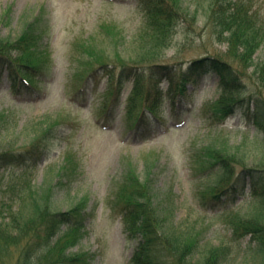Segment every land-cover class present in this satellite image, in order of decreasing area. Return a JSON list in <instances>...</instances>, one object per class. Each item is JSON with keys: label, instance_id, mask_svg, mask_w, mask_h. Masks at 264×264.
I'll list each match as a JSON object with an SVG mask.
<instances>
[{"label": "rangeland", "instance_id": "1", "mask_svg": "<svg viewBox=\"0 0 264 264\" xmlns=\"http://www.w3.org/2000/svg\"><path fill=\"white\" fill-rule=\"evenodd\" d=\"M213 1L161 0L172 17L174 10L183 14L173 31L163 36L157 31L161 17L155 11L145 14L136 6L138 0H0V36L15 41L32 23L37 32L35 50L41 51L38 61L45 64L36 89L17 95L8 88V73H0V148L24 149L47 122L57 124L54 144L45 156L31 165L0 170V221L18 208L31 188L52 187L60 209L84 205L82 228L62 242L66 253L83 254L87 264H130L140 238L128 234L113 206L119 188L135 173L143 180L149 178L166 230L193 231L202 245L200 251L228 247L230 254L223 264H252L242 250L249 237L233 240L232 226L241 220L240 214L256 208L261 196L245 187L227 210L221 209L229 203L224 197L202 203L207 188L217 190L223 184H217L213 174L193 169L189 156L201 147L214 146L261 167L264 129L247 119L243 107L224 120L212 116L211 104L223 95L215 74L196 86L186 84L182 92L163 79L158 86L163 95L160 122H151L145 129L129 128L138 107L128 121L122 120V108L108 121L101 106L117 96L125 105L130 99L129 83L120 93H110L102 72L85 80L86 71L78 61L89 60L90 52H94L91 59L98 58L103 51L104 59L121 68L124 62L133 64L148 54L150 48L158 54L156 60L174 68L210 55L233 62L226 34L209 17ZM238 1L251 9L250 19L264 31V0ZM255 58L264 59V41ZM252 69L243 71L241 97L255 90L264 97ZM84 85L89 89L87 97L82 94ZM24 180H30V189ZM16 252H11L7 264H14Z\"/></svg>", "mask_w": 264, "mask_h": 264}, {"label": "trees", "instance_id": "2", "mask_svg": "<svg viewBox=\"0 0 264 264\" xmlns=\"http://www.w3.org/2000/svg\"><path fill=\"white\" fill-rule=\"evenodd\" d=\"M235 1L214 0L209 15L214 25L221 29L220 33L226 34L224 40L233 62L210 55L194 59L185 67L174 68L171 64L156 60L158 54L151 52L150 48L148 54L140 55L132 61L133 64L124 62L121 68H116L112 59H104L103 51L95 59H91L94 52H90L92 57L87 61L78 59L79 67L86 71L83 78L88 80L102 72L110 93L129 83L130 99L125 105L116 97L108 105L105 103L101 106L105 112L114 104L108 121L114 120L120 108L123 110L122 120L128 121L132 110L138 107L139 111L131 119L133 122L129 128L145 129L149 122H159L161 119L158 111L163 104V95L158 86L163 79L182 92L187 83L194 85L207 75L215 74V84L221 88L223 95L211 104L212 116L224 120L233 115L237 108L243 107L247 119L264 129V97L256 90L247 97H241L245 88L244 69L253 68L256 82L264 89V59L257 61L255 58L264 41V31L258 21L250 19L249 12L252 11L244 1ZM136 6L145 14L150 15L155 11L161 17L157 31L163 36L173 31L183 15L179 14L180 10H174L172 17L164 10L161 0H138ZM22 32L15 41L0 36V73L3 70L8 73L6 78L12 94L35 90L37 81L45 73L44 62L38 61L41 51L35 50L33 43L35 27L30 23ZM81 90L83 96L87 97L88 87L84 85ZM137 98L139 102H136ZM56 126L54 122H47L42 132L24 149L0 148V170L13 165H31L45 156L54 144ZM189 159L198 173H211L217 184H223L217 190L207 188L205 193L208 195L201 197L202 203L210 198L222 201L223 197L229 202L245 187L258 191L261 201L252 211L240 214L241 220L232 226V239L249 237L242 248L243 253L250 257L252 264H264V165L256 167L245 164L214 146L192 151ZM147 179L143 180L135 173L129 174L127 183L119 188L114 198L113 208L120 213L124 229L128 234L130 232L140 238L129 259L130 264H223L228 260L230 249L226 246H209L207 250L200 251L202 245L193 231L178 234L166 230L164 218L154 201L151 182ZM24 181L30 189V180ZM31 189L28 196L21 197L18 208L0 221V264H7L13 250L17 251L14 264H87L88 257L68 254L61 246L67 235L83 226L82 202L67 211L62 210L55 198L54 188ZM225 204H221L222 210L229 207ZM233 214L239 216L237 211Z\"/></svg>", "mask_w": 264, "mask_h": 264}]
</instances>
